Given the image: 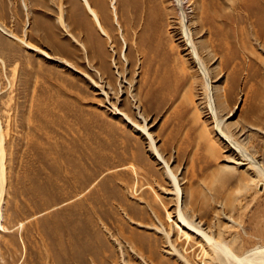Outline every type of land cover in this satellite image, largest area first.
<instances>
[{
    "label": "rangeland",
    "instance_id": "374dc122",
    "mask_svg": "<svg viewBox=\"0 0 264 264\" xmlns=\"http://www.w3.org/2000/svg\"><path fill=\"white\" fill-rule=\"evenodd\" d=\"M202 3L197 21L212 15L215 27L196 31L198 22L188 23L208 84L183 42L175 0H162L167 50L154 59L129 52L134 37L122 43L111 9L110 43L80 0H0V25L52 56L0 30V264H97L87 253L73 257L71 242L100 246L103 264H181L159 224L191 264H202L203 240L192 233L187 242L172 223L176 198L151 140L177 177L189 220L237 255L264 252V186L236 164L209 110L213 100L220 129L264 167V36L252 17L235 24L234 34L226 27L216 33L220 14L232 8ZM88 212L92 218L78 216ZM92 223L96 236L89 239ZM54 230L68 248L55 259Z\"/></svg>",
    "mask_w": 264,
    "mask_h": 264
},
{
    "label": "bare ground",
    "instance_id": "6f19581e",
    "mask_svg": "<svg viewBox=\"0 0 264 264\" xmlns=\"http://www.w3.org/2000/svg\"><path fill=\"white\" fill-rule=\"evenodd\" d=\"M84 5L85 9L87 10L89 16L92 19V22L99 30L100 34L105 36V38L111 43L113 41L112 36V24L110 22V18L108 16V9H111L112 14V23H114L117 27V30L120 34V39L123 44L128 45L130 44V38L133 36L134 42L133 45L131 43L129 47L130 53H137L139 56L142 55L143 57H149L151 59L160 57L161 55L165 54L166 49V38L163 36L162 32V21H161V12L160 7L162 5V0H94V4L96 8L91 5L90 0H80ZM184 0H175V5L177 10L179 11V22H180V29L182 32V38L185 46L189 49L190 55L192 57L193 63L197 66L198 70L201 72L202 78L204 79V84H208L209 75L207 68L205 67L203 58L200 55L198 50V46L194 41V32L190 27L188 22L194 23V21L198 22V27L196 31H201L203 26L214 25L215 19L212 15L209 18L203 19V21H197L199 18H202L199 15V9L203 4V0H188L190 2L191 13L190 15L186 14L184 9ZM212 7L215 8H223L225 6L231 7L232 10L230 13H221L220 17L222 20L220 21L219 29L215 30L216 33L220 34L223 30V27L227 28L228 35L234 34L237 26L235 24L243 23L248 18L253 19V23L257 28L256 35L264 36V0H241L240 2L236 3L234 0H208ZM22 6L25 10H27V5L25 2H22ZM239 8V11H237ZM60 25L64 27L66 30V26L62 20V14L57 18ZM140 22H142L141 28L135 32L137 26H139ZM104 24L106 28H104ZM196 24V23H195ZM2 25V24H1ZM0 25V30L7 34L8 36L18 39L23 42L26 46L37 50L38 52L42 53L47 58L52 59V56L48 55L46 52L39 50L38 48L31 47L25 42L23 39L18 38L12 31L5 29ZM215 27V25H214ZM218 28V27H217ZM127 29L133 30L127 31ZM125 31V33H124ZM131 32V34H130ZM69 34V33H68ZM205 45V44H203ZM171 50L170 48L168 49ZM104 58V56H103ZM58 61L63 62L65 65L70 67L69 62L64 59H58ZM103 65L106 68V61L103 60ZM101 76V73L96 71ZM95 84V83H94ZM212 101H210L209 110L216 120L215 128L219 137L224 141H228V144L236 154H237V165H247L248 168L252 170L254 174V178L256 183H261L264 186V167L263 165L246 149L244 144H242L238 139L234 138L231 134L225 133L220 129V122L221 119L218 118L216 114V108L212 105ZM127 117V116H125ZM128 120V118H126ZM214 120V121H215ZM129 121V120H128ZM145 130L144 128H142ZM0 129V137L1 135ZM150 146L152 148L153 153L157 156L165 167V172L169 177L170 182L172 183L171 191L172 194L175 195L176 198V207H175V215L176 220H173V224L178 228V230L183 234L184 239L189 242L191 239L192 233L197 235L201 240L200 243V251L197 254L201 259L202 264H212L214 260L219 261L221 264H252V263H261L264 264V252H259L257 249L251 253L246 252L243 255L235 254L229 246H227L224 242L220 239H215L208 236L204 233L200 227L194 223L192 220H189L187 216L179 207V200L181 199L180 189L178 186V181L176 175L172 172L169 168L168 163L162 158V156L158 153L157 149L154 147L153 141L151 140ZM3 150H0V199L3 195V184H4V166H3ZM89 189V188H88ZM86 191V190H85ZM83 194V192H82ZM79 196V195H77ZM75 200V199H74ZM70 202V201H68ZM75 210V209H74ZM80 218L89 219L92 218V213H87L86 215H78ZM168 219L172 218L171 212L167 211ZM79 218V217H78ZM172 220V219H171ZM69 221V220H68ZM2 214L0 209V230L6 229L2 225ZM24 222L19 223L18 227H21ZM172 224V227H173ZM93 230L89 231L90 235L85 236L86 238L92 239L96 236L95 225L91 224ZM158 232H161L165 236V242L167 243L168 249L171 253L177 256L178 260L181 264H191L189 259L187 258V252L181 251L176 248V245L173 243L170 230L168 231L162 224H159L155 227ZM71 231L73 230L71 227L69 228ZM73 233V232H72ZM180 233V234H181ZM70 234V233H69ZM51 241L53 245L54 251L53 258L55 259L57 256H60L63 252L68 253V248L71 250L76 249L73 257L81 256L85 253L89 254L97 264H103L108 259L103 256L102 248L100 246H96L93 243L90 245L83 246H76L77 242H71V245L68 248L66 247V240L63 238V234L59 231H55L51 233ZM74 236V234H73ZM72 236V237H73ZM99 236V235H98ZM201 236V237H200ZM182 237V236H181ZM181 239V238H180ZM69 244V242H67ZM190 244V243H189ZM120 249V247H119ZM123 252V251H122ZM122 252L120 251L121 257ZM125 254V253H124ZM51 255V254H50ZM124 259V258H123ZM122 260V259H121ZM116 261V260H115ZM144 261V260H143ZM145 262V261H144ZM124 264H129L123 260ZM143 264V263H142Z\"/></svg>",
    "mask_w": 264,
    "mask_h": 264
},
{
    "label": "crops",
    "instance_id": "0c3cea01",
    "mask_svg": "<svg viewBox=\"0 0 264 264\" xmlns=\"http://www.w3.org/2000/svg\"><path fill=\"white\" fill-rule=\"evenodd\" d=\"M122 157H124L122 154L118 156V160H120Z\"/></svg>",
    "mask_w": 264,
    "mask_h": 264
}]
</instances>
